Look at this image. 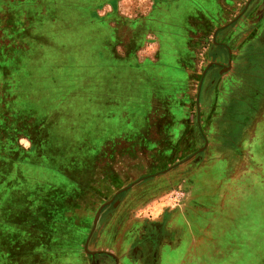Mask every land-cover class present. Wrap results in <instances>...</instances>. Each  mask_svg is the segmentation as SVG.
Instances as JSON below:
<instances>
[{
	"label": "crops",
	"instance_id": "1",
	"mask_svg": "<svg viewBox=\"0 0 264 264\" xmlns=\"http://www.w3.org/2000/svg\"><path fill=\"white\" fill-rule=\"evenodd\" d=\"M255 1L243 12L231 10L239 0H0V26H9L0 34V94L12 93L14 113L23 110V122L35 125L52 116H38L33 95L53 93L60 77L63 91H91L84 99L100 110L92 118L86 105V123L71 133L78 155L107 159L111 174L76 183L108 196L92 226L67 213L57 217L60 225L50 211L37 217L34 196L44 183L4 180L5 172L15 178L42 169L32 138L19 134L8 147L0 130V230L5 226L8 243L0 246V264H85L81 252L89 264H198L206 255L212 264L244 262L242 212L250 195L264 202V0L256 19L246 17ZM230 10L236 14L227 20ZM40 38L59 45L50 57L31 52ZM90 40L98 59L113 62L114 82L125 72L130 85L97 97L101 76L90 65L86 74H70L74 85L63 84L62 71L84 66L76 46ZM198 57L205 61L200 71ZM41 61L44 69L34 64ZM0 120L3 129L5 115ZM131 173L147 175L127 185ZM76 226L90 229L81 242Z\"/></svg>",
	"mask_w": 264,
	"mask_h": 264
},
{
	"label": "rangeland",
	"instance_id": "2",
	"mask_svg": "<svg viewBox=\"0 0 264 264\" xmlns=\"http://www.w3.org/2000/svg\"><path fill=\"white\" fill-rule=\"evenodd\" d=\"M250 2L251 0H241V1L239 0L238 4L235 7L231 6L232 7L231 10L233 8H240L244 12V10H246V7L249 5ZM43 3L44 2L37 1L36 5ZM259 5H260V0H256L255 3H252V8L254 9L250 10L249 14L246 15L247 20L256 19V16L260 15L261 10L258 7ZM231 10L230 13L227 14L229 15L227 20L228 19L230 20L232 16L236 14V10L235 11H231ZM255 10H257V12H255ZM236 19L237 18H234V20ZM0 27H1L0 34H2V32H6L9 29L8 23L5 20L1 22ZM26 38H27V28L25 27L21 30V34L18 39H20V42H22L26 40ZM70 38H71L70 36H67L68 40ZM258 40L260 42H264V38L262 36H259ZM37 41L38 42L31 48V52H33L37 56L47 55L50 57L53 54L52 50H55L57 49V47H59V45H51V44L47 46V43L43 42V38H40ZM9 46H11L12 48L11 44H9ZM15 47H17L18 49H21L20 47L23 48V46H19V45H16ZM97 47H98V43H96L93 40H90L88 43H85L83 45L76 46V50L81 52L80 53L81 56L85 58V59H81V61L84 60L82 63L84 66L79 70H76L77 68H69L66 71L67 73H64V71H62L61 74H67V78L66 79L64 78L63 84L65 86L74 85L76 83L74 82L75 77L70 76V74L76 75L77 71L79 74H81V72H85L86 74V72H89L90 70V72H92L94 75H97V73H99L101 76L99 82H97L98 87L99 84L101 83V91L96 92L97 97L101 96L103 94V90H106L107 87H110L112 85H116L115 89L113 90L117 92L122 91L125 85L126 86L130 85L129 75L126 77L125 72H121V73L117 72L116 81L114 82L115 80L113 77L114 69L112 66L113 62L107 59L105 60H102L100 58L98 59L95 53V49ZM5 48L7 47L5 46ZM202 48L204 49V46L203 47L199 46L198 48L197 53L199 56L200 53L203 51ZM196 61H197L196 69L200 71L204 67L205 61L202 60L200 57H198V60ZM36 63H37V68L44 69L42 66L43 65L42 61L34 62V64ZM52 63H54L53 60L46 61L45 65L48 68ZM87 65L92 66V68L88 70ZM190 65H192V63ZM33 67L34 66H29L27 69ZM192 67H194V64ZM72 70L74 73H71ZM37 72L39 73L40 71ZM87 80L90 83L92 81L91 78L90 79L88 78ZM82 81H85L87 83L86 79L81 80V82ZM53 85H54L53 93L50 94L37 93L32 97V104L36 106V110L39 113L38 116L48 110H50L51 113L50 116H52L50 117L51 119L42 118L41 123L40 120L36 118L38 124L35 125H33L32 122L30 123L25 121L23 122V120L25 119L24 116L26 115V112H24L23 110L21 115H16L14 113L15 111H13L14 108L12 104L13 102L12 93L0 94V100L2 99L3 100L2 102H4V98L1 97L5 95L6 98L5 104L3 103L6 107L4 105L2 107V104L0 103L1 104L0 116L5 115V124H6L5 127L2 129L1 120H0V130L5 131V135H6L5 138H2L3 139L2 141L7 143L6 145L8 147H11L13 145L14 136H18L19 134L23 136L30 135L34 143V145L32 146V148L35 149L34 158L36 159L38 165L42 166V169H38V171L25 170L21 173L18 172L16 173L15 178H13L12 171L10 173L5 172L4 180L29 179L44 183V186L42 188L36 190L37 193L34 196L36 202L38 203L36 208L37 217L51 212L50 214L51 216H53L52 218H55L54 223L56 222L60 225L62 220L58 219L57 217L67 213L71 215L70 218H76V219L83 218L86 219L87 221L89 220L90 226H92V222L94 221L95 214L99 211L98 209L100 208L101 204L106 202V198H108V196L103 195L100 197L101 199H99L89 190L84 191L78 188V185L76 183L81 180H84V182L89 184H92L96 180L108 181L111 177V174L107 172V169L105 167L106 165H108L107 159L105 160V158H99L97 156L94 157L91 155H87V156L78 155V152H81V151H77V146L79 145L80 142H78V140L75 139L77 135L74 137L71 131L76 130L79 126L86 123L85 113L86 110H88L86 108V105L90 107L93 111L92 118L94 117V113L96 111L99 112L100 106L98 104V108H96L94 107V102L85 101L84 96L88 95L92 97V92L91 91L82 92L80 90V87H78L77 85H74L69 90L65 89V91H63L64 89L61 84V77L57 79V81L54 82ZM131 93L134 94L135 91L132 90L130 94ZM20 97L23 100V94H21ZM44 108H48V109H44ZM15 115L19 118L20 122L15 120ZM152 116H154V114H152ZM9 121L12 122L15 121L16 131H14V127L12 123ZM46 122L48 123L46 124ZM152 136L153 138H156L153 134ZM62 137L66 138L64 142H62L61 139ZM88 152L89 154L92 153V151H88ZM152 158H149L150 161L152 160ZM261 164H263V169H264V158H262ZM99 166H101V168ZM93 170H96L97 172L95 171L93 173L92 172ZM150 174H154V173L150 172ZM127 175L129 181L125 184L128 185L133 182H137V180L140 177L145 176L147 174L145 173L140 175V174L131 173ZM191 177H193V175ZM176 179L177 178H175L174 181ZM66 182H68V185H66ZM169 183L170 182H166L165 185H168ZM102 191L104 192V190ZM261 193L262 196L264 197L263 192ZM92 201H95V204H93ZM248 202H249L248 204H245L244 210L242 212L243 218L240 217L241 218L240 223H242L243 226L241 240L244 239V249L246 251H244V253L241 254L244 262L238 264H264V202H262L257 195H250V197L248 198ZM8 229L9 228L7 227L5 234L9 233ZM4 230H5V226L4 229L0 230V232L3 235L2 236L0 234V246L3 244L5 245L8 244L7 237L4 235L3 232ZM88 230L86 231L85 228L82 226L74 227V231L78 242H81L82 238L84 237L83 236L84 232L87 234ZM9 243H11V241H9ZM59 244L61 245L66 243L59 242ZM236 247L237 245H235V248ZM241 248L243 247L241 246ZM224 251L227 252L228 249H224ZM228 252H230V250ZM1 256L4 255L0 251V257ZM82 256L85 258V264H89V258L86 255H83V253L81 252L79 257ZM53 259L55 262H60L61 260L59 255L57 257V254L55 253L53 254ZM201 260L202 261L199 262L198 264H212L206 262V261L208 262L210 261L207 255L205 257L203 256ZM234 264L237 263L235 262Z\"/></svg>",
	"mask_w": 264,
	"mask_h": 264
},
{
	"label": "water",
	"instance_id": "3",
	"mask_svg": "<svg viewBox=\"0 0 264 264\" xmlns=\"http://www.w3.org/2000/svg\"><path fill=\"white\" fill-rule=\"evenodd\" d=\"M97 216H98V212L95 214V216H94V221L93 222H95L96 221V219H97ZM91 253V252H90Z\"/></svg>",
	"mask_w": 264,
	"mask_h": 264
}]
</instances>
